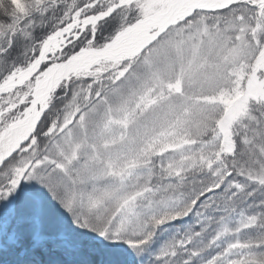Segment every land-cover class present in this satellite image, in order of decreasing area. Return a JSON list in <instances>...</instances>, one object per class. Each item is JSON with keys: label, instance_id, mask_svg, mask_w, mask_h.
<instances>
[{"label": "snow or ice", "instance_id": "1", "mask_svg": "<svg viewBox=\"0 0 264 264\" xmlns=\"http://www.w3.org/2000/svg\"><path fill=\"white\" fill-rule=\"evenodd\" d=\"M0 264H264V0H0Z\"/></svg>", "mask_w": 264, "mask_h": 264}]
</instances>
